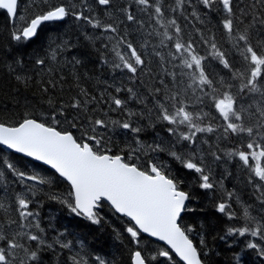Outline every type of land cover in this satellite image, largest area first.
<instances>
[{
  "label": "snow or ice",
  "instance_id": "obj_1",
  "mask_svg": "<svg viewBox=\"0 0 264 264\" xmlns=\"http://www.w3.org/2000/svg\"><path fill=\"white\" fill-rule=\"evenodd\" d=\"M95 3L104 6L107 21L94 12L89 0H80L79 4L69 0L45 4L42 11L32 15L26 8L24 15L20 14L21 0H0V10H5L13 22H22L20 27L13 23L11 37L17 42H30L38 38L47 22L63 23L70 17L91 29H101L100 39L108 41L103 47L113 56L111 61L104 59L103 63H110L113 71L126 70L130 80L139 79L140 73H151L150 61L146 59L151 49V54L159 58L162 73L157 74L159 86L154 84L149 92L151 108L132 111L126 98L110 94V105L106 102L105 106L124 113L123 120H114L111 116L90 119L85 115L83 121H69L72 111L89 113L94 111L89 105L100 104L97 96L77 83L78 96L73 97L67 107L56 104L48 120L33 118L31 113L22 115L14 124L0 120V144L46 162L66 178L70 182L67 195L52 193L48 198L65 206L71 214L99 225L104 219L101 210L108 202L117 213L131 218L125 231L137 245L132 253V264H153L156 259V256H149L147 246L139 247L142 242L148 243L144 234L166 241L186 264H205L197 244L190 238L194 228L182 226V214L195 209L189 207L193 197L183 190L185 182L173 171L172 165L198 174L197 186L201 189L213 190L217 184L223 188L222 183L214 181L211 166L205 162L202 145L208 140L198 135L219 133L220 140L236 141V147L225 155L238 159L248 172L247 183L259 192L261 214L253 215V207L241 201L234 191L226 192L227 199L218 203L216 209L229 220L235 219L236 213L228 202L235 197L241 205L243 226L227 231L259 237L260 243L249 242L246 247L259 249V255L264 257V0H198V4L193 0H172V3L131 0L118 8L114 0H95ZM109 9L121 12L124 20L117 22ZM138 14L146 15L149 21L146 38L140 44L129 39L127 26L120 27L127 21L138 25L137 30L144 29L145 20ZM202 15L217 18L228 49L222 50L215 32L210 31L205 37L201 28H195L199 34L197 43L180 23V18L188 20L190 16L203 25ZM84 36L89 41L96 39L87 33ZM147 37H158L159 47L166 52L157 50V45H152ZM49 39V54L53 60L72 46L67 40L56 43L53 38ZM212 62L227 69L228 77L217 74L213 78L208 71ZM16 63L22 64L23 59L18 58ZM72 63L77 65L80 61L74 58ZM35 64L43 66L45 60L36 59ZM16 79L27 86L30 77L17 75ZM48 83L55 89L54 83ZM41 90L49 91L48 87ZM122 90L139 99L142 105L149 103L138 97L132 88H114L115 93ZM100 98H104L103 93ZM48 104H53L51 98ZM141 120L146 123L141 124ZM62 122L77 130L83 125L87 127L77 136L68 128L58 127ZM109 127L127 130L136 147H130L127 154H121L119 148L113 152L108 146L109 138L97 131ZM157 127L168 134L167 139L159 134L152 143L140 139L146 129ZM210 149L211 145L209 153L213 160H220L221 156ZM0 168L3 169L0 181L5 183H8V173L18 178L17 183L36 182L26 187V191L16 193L12 204L6 206L0 202V209L7 212L13 208L17 213V219L7 220V227L0 229V264H43L45 249L55 250L59 246L71 251L73 242L62 239L64 233H59L49 243L39 213L30 207L40 204L34 200L36 186H41L42 191L53 183L52 179L28 174L3 158H0ZM13 226L15 229L9 231ZM199 243H204L202 238ZM156 255L172 258L170 250L157 251ZM235 259L239 264L240 256ZM69 260L71 264H89L88 256L79 253ZM95 264L111 262L96 256Z\"/></svg>",
  "mask_w": 264,
  "mask_h": 264
},
{
  "label": "trees",
  "instance_id": "obj_2",
  "mask_svg": "<svg viewBox=\"0 0 264 264\" xmlns=\"http://www.w3.org/2000/svg\"><path fill=\"white\" fill-rule=\"evenodd\" d=\"M61 2L62 0H21L20 14L24 15L25 8L30 15L38 14L43 10L45 4L55 5ZM69 2L79 4L80 0H69ZM89 2L92 3L94 12L100 15L102 20L107 21L108 16L103 14L104 6L97 5L95 0H89ZM130 2L131 0H114L117 8ZM164 2L172 3V0H164ZM193 3L198 4V0H193ZM35 5L40 7H35ZM109 11L114 13L117 22L124 20L121 12L115 9H109ZM138 15L145 20L144 29L137 30L138 25L127 21L120 27L123 29L127 26L129 39L140 44L146 38L149 21L146 15ZM201 18L205 19L203 25L190 16L188 20L180 18V23L197 43H199V34L195 32V28H201L205 32V37L210 31L215 32L222 50L228 49L229 45L223 40V33L217 18L212 16L209 19L203 15ZM13 23H15V27H20L22 24L19 20L12 22L6 16L5 11L0 10V120L14 124L21 119L22 115L28 113H31L33 118L48 120L56 104L67 107L72 98L78 96L77 83L91 95L97 96L100 99V104L89 105L94 109L93 112L77 113L72 111L71 115H68L69 121L73 119L83 121L85 115L90 119H106L107 116H111L114 120H123L124 113L105 106L106 102L110 105V94L126 98L127 106L132 111L143 112L146 108H151L149 92L154 84L159 86L157 74L162 75L159 58L151 54V49L146 56V59L150 61L151 73H140L139 79L130 80V74L126 70L113 71L110 63H103L104 59L111 61L113 56L110 51L106 52L103 47V44L108 43V41L100 39L101 29H91L82 21H75L70 17L63 23L47 22L42 26L38 38L30 42H17L11 37V33L14 31ZM85 33L88 36L96 37V39L94 41L85 39ZM49 38H53L56 43L67 40L72 46L58 54L53 60L49 54V43L51 42ZM147 39L152 45H157V50L166 52V49L159 47L158 37H147ZM18 58L23 59L22 64L16 63ZM74 58L80 63L74 65L72 63ZM36 59H44L45 65L35 64ZM169 70H171V66H169ZM208 71L213 78L217 74L225 78L228 77V70L223 69L218 62H212ZM17 75L30 77L28 85L25 86L21 81H18ZM49 81L56 85L55 89L50 86ZM43 87H48L49 91L44 93L41 90ZM115 87L132 88L138 97L149 101V103L142 105L139 99L130 97L123 90L120 93H115ZM101 93H103V99L100 98ZM49 98L53 101L52 105L48 104ZM102 107L103 113L101 112ZM204 110L208 111L209 109L205 108ZM216 115L218 117V114ZM145 123L146 120H141V124ZM58 127L68 128V124L62 122ZM86 127L87 125H83L79 130L76 128H68V130L79 136ZM97 131L101 136L109 138L111 142L108 146L112 148L113 152L119 148L122 150L121 154H127L130 147H136L133 143L132 134L127 130L109 127L107 130L97 129ZM91 134L89 133V135ZM157 134L164 139L168 138V134L157 127L155 130L146 129L140 134V139L152 143L157 138ZM198 135L208 140L207 144L202 145L205 162L211 166L214 181L222 183L223 188L217 184L213 190L201 189L197 186L198 174L193 171H185L173 164V171L185 182L183 190L188 191L193 197L189 207L195 209L194 212L184 213L182 226L189 225L194 228L190 237L201 251L205 264H237L235 259L237 255L240 256L239 264H264V257L259 255V249L246 247L249 242L260 243L259 237H252L250 234L239 236L227 231L229 228L243 226V221L240 219L241 205L235 201V197L228 201L236 213L235 219L229 220L225 214L219 213L216 209L218 203L227 199L226 192L234 191L241 201L253 207V215L261 214L259 192L247 183L248 172L238 162V159H231L225 155L227 151L236 147V141L220 140L217 138L219 133ZM209 145H211V152H216L217 155L221 156L220 160H213L209 153ZM0 158L15 164L19 170L28 174H38L53 181L50 186L43 187L42 191L40 190L41 186H36L34 200L40 201V204H34L30 207L39 213L41 226L45 230L46 239L49 243L59 233H64L62 239L71 240L74 247L71 251L60 249L59 246H56L55 250L45 249L42 253L43 264H71L69 257L76 253L87 255L89 264H95L96 256L110 261L111 264H132V253L137 249V245L130 234L125 231L130 226V220L118 216L106 203L100 213L104 219L99 225L84 217H77L56 200L48 198L52 193L66 196L70 190V186L55 172L41 164L9 152L1 146ZM141 158L144 157L141 156ZM0 170L3 169L0 168ZM17 180V177L8 173V183L0 181V202L5 203L6 206L13 203V197L16 193L24 192L26 187H32L36 183L33 181L17 183L15 182ZM9 219H17V213L13 208H9L7 212L0 209V229L7 227L5 222ZM14 229L15 226L9 231ZM201 238L204 241L203 244L199 243ZM145 240L148 241L147 245L142 242L139 247L147 246L149 256H156L153 264H182L171 252V260L157 256V251L169 250L146 236ZM81 244L83 248H81ZM18 255L22 257L23 253Z\"/></svg>",
  "mask_w": 264,
  "mask_h": 264
},
{
  "label": "water",
  "instance_id": "obj_3",
  "mask_svg": "<svg viewBox=\"0 0 264 264\" xmlns=\"http://www.w3.org/2000/svg\"><path fill=\"white\" fill-rule=\"evenodd\" d=\"M5 11V10H4ZM0 146H2L3 148H5L6 150H8V151H10V152H13V153H15V154H17V155H20V156H23V157H25V158H27V159H29V160H32V161H34V162H36V163H39V164H41V165H43V166H45V167H47V168H49L50 170H52L53 172H55L59 177H61L60 175H59V173H57L56 172V170L55 169H53L52 168V166L51 165H48L46 162H44V161H40V160H37L35 157H30V156H28L26 153H19V152H17L15 149H11V148H9L8 146H6V145H2V144H0ZM63 180H65L68 184H69V186H70V182H68L67 180H66V178H64V177H61ZM108 203V202H107ZM109 204V203H108ZM116 212V211H115ZM117 213V212H116ZM119 216H124L122 213H117ZM124 217H126V216H124ZM127 218H129V217H127ZM129 219H131V218H129ZM144 235H146V236H148L149 237V235L148 234H144ZM150 238H152V239H154V240H156V241H158V242H161V243H163L164 245H166L168 248H170L171 249V246L170 245H168L167 244V242L166 241H161V240H159V238L158 237H150ZM173 252H174V250H172ZM174 254H175V252H174ZM184 264H186V262H184L177 254H175Z\"/></svg>",
  "mask_w": 264,
  "mask_h": 264
},
{
  "label": "bare ground",
  "instance_id": "obj_4",
  "mask_svg": "<svg viewBox=\"0 0 264 264\" xmlns=\"http://www.w3.org/2000/svg\"><path fill=\"white\" fill-rule=\"evenodd\" d=\"M258 206V205H257ZM256 208H260V207H256ZM254 212V211H253ZM240 223V222H239Z\"/></svg>",
  "mask_w": 264,
  "mask_h": 264
}]
</instances>
